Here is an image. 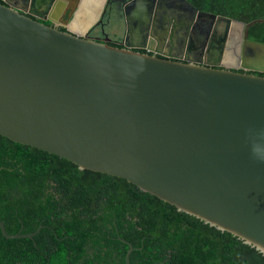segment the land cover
Here are the masks:
<instances>
[{"label": "water", "instance_id": "water-1", "mask_svg": "<svg viewBox=\"0 0 264 264\" xmlns=\"http://www.w3.org/2000/svg\"><path fill=\"white\" fill-rule=\"evenodd\" d=\"M107 2L67 0L70 22L88 4L96 22ZM60 3L49 0L50 11ZM170 3L181 7L172 26ZM123 9L126 38L140 29L149 41L165 40L201 18L214 22L213 51L236 28L250 55L238 57L239 41L227 46L238 58L233 67L264 71V42L247 38L264 18L242 22L188 0H128ZM69 23L61 30L0 2V135L124 178L264 253V76L159 57L131 42L114 46ZM42 226L10 234L0 220L7 239L32 238ZM119 240L129 264L133 246Z\"/></svg>", "mask_w": 264, "mask_h": 264}, {"label": "trees", "instance_id": "trees-1", "mask_svg": "<svg viewBox=\"0 0 264 264\" xmlns=\"http://www.w3.org/2000/svg\"><path fill=\"white\" fill-rule=\"evenodd\" d=\"M238 21L264 18V0H188ZM264 42V21L248 28ZM118 46L116 44H112ZM256 75L264 76L263 73ZM0 264H264V253L124 178L0 135Z\"/></svg>", "mask_w": 264, "mask_h": 264}, {"label": "flooded vegetation", "instance_id": "flooded-vegetation-1", "mask_svg": "<svg viewBox=\"0 0 264 264\" xmlns=\"http://www.w3.org/2000/svg\"><path fill=\"white\" fill-rule=\"evenodd\" d=\"M110 1L111 0H108V2L106 3L99 19L96 22L92 23L91 21L93 20L94 14L97 12L96 6L94 4H88L87 10L82 9L83 13H77L80 18L76 16L75 19L70 22V19L74 14L75 7L72 8L69 5H66V7L64 6V12L59 15V11L61 12L60 8L55 9L54 11H50L49 0H37L35 2H32V0H0L1 3L10 4L18 11L40 21H43L45 24L55 26L56 28L61 30H65L66 26H68V23L70 22L69 26L72 28V30L80 32L83 37L92 38L95 40H107L106 42L111 45L116 44L122 47L126 42H131L133 44L139 45V47L135 48L136 50L149 54H155L159 57L177 59L184 62H194L199 65H207V62H210L212 63V67L219 69H227L251 74H264V71L246 70L240 65H238V67H233L238 64V58L232 51L226 50L227 46L230 45L232 47L235 41V43L239 41L237 51L238 57H241L243 53L245 55H250V52L248 50H245L243 52L242 45L240 44L243 38L242 32H239V30L236 28H228V31H225V43L221 50L214 49L213 47V51H207L206 47L209 41V35L212 29V25L214 23L213 21H209L207 19H197L193 25V28L188 31V33L183 32L185 33V36L182 33V30L178 27L179 30L174 31V34L171 37L170 34L167 33L165 35V40L160 39V41H158L157 39H152V41H149L148 38H146V34H141L142 32L140 31V29H136L135 34H133L132 36L128 35V37L126 38V27L124 33L120 38H116L114 34V36L110 37L107 32H104L102 30V25L105 24L103 22L105 14L108 13V17L111 14L109 6ZM127 1L128 0H123V4L121 5L123 18V5ZM166 8L171 9V11H168L165 15L170 21L169 26H172L175 23V20H179L181 18V7H179L177 3H170L166 6ZM164 11L165 10H159V13H162ZM171 16H175L176 19L174 20ZM170 18L172 19L170 20ZM97 26L100 27L98 32L95 31V28ZM175 35L179 36L176 37ZM198 35H205V39L203 42L198 41ZM169 38H171L173 41L172 45L169 43ZM221 51L222 55L219 57L217 54Z\"/></svg>", "mask_w": 264, "mask_h": 264}, {"label": "rangeland", "instance_id": "rangeland-1", "mask_svg": "<svg viewBox=\"0 0 264 264\" xmlns=\"http://www.w3.org/2000/svg\"><path fill=\"white\" fill-rule=\"evenodd\" d=\"M73 1L74 0H71V2ZM122 4L123 0H111L109 4L111 14L108 17L109 14L107 13L103 18V22L105 24L102 25V30L107 32L110 37L115 35L116 38H120L125 31L126 23H124L123 12L121 8ZM58 8H63V4L60 3L57 7H55V9ZM99 29L100 27L97 26L95 31L98 32Z\"/></svg>", "mask_w": 264, "mask_h": 264}, {"label": "crops", "instance_id": "crops-1", "mask_svg": "<svg viewBox=\"0 0 264 264\" xmlns=\"http://www.w3.org/2000/svg\"><path fill=\"white\" fill-rule=\"evenodd\" d=\"M66 1L67 0H62V2H63V7L65 6L66 7V5H68V3H66ZM54 9H55V7L51 10V11H54ZM59 9V8H58ZM61 9V12L59 11V15L61 14V13H63L64 12V9L63 8H60Z\"/></svg>", "mask_w": 264, "mask_h": 264}]
</instances>
